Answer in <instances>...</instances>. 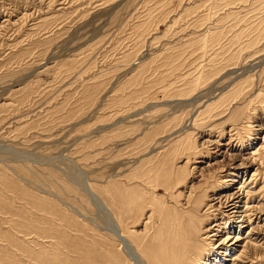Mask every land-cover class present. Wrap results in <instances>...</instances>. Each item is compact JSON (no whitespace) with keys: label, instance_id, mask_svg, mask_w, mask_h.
<instances>
[{"label":"rangeland","instance_id":"1","mask_svg":"<svg viewBox=\"0 0 264 264\" xmlns=\"http://www.w3.org/2000/svg\"><path fill=\"white\" fill-rule=\"evenodd\" d=\"M174 262L264 264V0H0V264Z\"/></svg>","mask_w":264,"mask_h":264},{"label":"bare ground","instance_id":"2","mask_svg":"<svg viewBox=\"0 0 264 264\" xmlns=\"http://www.w3.org/2000/svg\"><path fill=\"white\" fill-rule=\"evenodd\" d=\"M226 173L230 174V171H228ZM224 188L226 189V191H223V192L220 191L219 193H215L214 196L212 195L211 199L214 200L215 203H213V204L210 203L209 206L216 205V206L220 207L221 205H223V206H221L222 208H220V209H222V211L219 210L220 213H221V216H222L219 219H224L225 218L226 220H228L229 218H236L235 221L240 223V227L249 226V224H251V222H252V218L251 217H253L256 214L257 206L256 205H252V204H248L247 200L243 201V196L247 195V191H245V189L243 188L242 185H240L237 188L236 187H232L234 189H231V186H224ZM215 226L216 227H220L219 224H214L210 228H206V230L210 229L208 231H212V232L209 233V236H208L207 239L211 238L212 241H214L213 244L215 243V240H217V239H215V237L219 236L218 232L220 231V229L219 228L216 229ZM214 227H215V230H214ZM253 228L249 229L247 234H249L250 231L253 230ZM118 236H120L119 238L122 240V242L125 244V246L129 247V243L124 238V236L121 233H118ZM230 238H231L230 236H226L225 238L221 239L220 241L215 243L214 248L219 249V248L223 247V245ZM239 239L240 238L238 236L234 237L233 241H231V243H229V245L232 244V243H235V241L236 242L239 241ZM185 248H184V251L186 250ZM169 251H170V254L167 256V258H168L169 262H171V258H173L176 254L181 253L182 249L179 252L178 247L175 246V245H172L170 247ZM130 255L132 256L133 259H136L134 251L131 252ZM233 259H235V257ZM173 264H176V263L174 262Z\"/></svg>","mask_w":264,"mask_h":264}]
</instances>
